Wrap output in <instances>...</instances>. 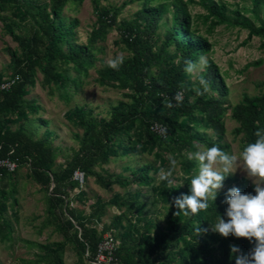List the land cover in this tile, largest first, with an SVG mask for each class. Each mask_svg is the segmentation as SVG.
<instances>
[{
	"label": "rangeland",
	"instance_id": "1",
	"mask_svg": "<svg viewBox=\"0 0 264 264\" xmlns=\"http://www.w3.org/2000/svg\"><path fill=\"white\" fill-rule=\"evenodd\" d=\"M34 1L50 11L52 0ZM174 1L103 0L99 4L93 0L68 2L61 12V18L71 30V46L90 51L92 59L80 65L70 64L60 68L62 72L68 69L72 81L64 91L58 90L52 83H46L42 71L45 63H37L28 73L32 83L28 86L25 99L34 101L38 111L35 114L26 113V117L18 118V122L14 121L16 115L11 113L7 116L6 125L11 129L24 127L35 139L50 141L58 148L52 168L63 170L66 161L79 150L80 140L85 133V129L73 118L76 110L84 109L98 120L109 121L114 110L128 112L141 106L143 97L114 87L112 82L103 78L102 71L108 66L107 61L117 55H123L124 61L131 57L121 33L129 22L137 20L144 10L164 3L170 5ZM180 1L191 17L192 31L211 45L210 53L203 56L204 60H212L218 66L227 89L226 95L222 97L225 135L221 140L218 141L208 127L195 128L192 122L187 125L195 128L198 134L205 135L210 143H220L225 152L235 155L238 160L233 169L235 171L243 164L240 157L245 138L243 134L235 133L239 123L233 119L232 112L244 95H258L261 83L264 82V40L260 37L248 39V30L239 27L235 19L238 13L250 19L255 26L260 25L253 14V0ZM105 9L110 11V15L117 11L116 20L102 36H94V32L103 28L100 19ZM257 11L264 20V9L260 7ZM3 18H10L24 26L16 30L17 37L9 32V21ZM110 20V16L105 19L106 26H109ZM139 22L142 31L146 24L143 19ZM171 24V16L164 15L150 38L153 51L160 53L161 57V66H154L150 72V78L156 80L169 70L178 69L181 49L176 45L165 46L166 32ZM30 28V16L20 13L13 0H0V81L26 70V52L22 40L30 37ZM68 51L69 47H65L64 52L68 54ZM204 70L205 64L199 61L187 71L183 81L191 83L193 92L202 88L200 81ZM19 75L20 80H23V75ZM213 94L219 97L218 93ZM194 100L195 97H191L190 102ZM121 146L120 151L126 149L125 156L111 158L107 164H98L93 168L98 175L108 178L106 187H101L94 176L84 174L83 185H76L74 178L65 177L61 183L62 197H59L62 203L52 200L54 184L48 187L39 184L33 178L29 164H21L12 179H0V264H54L58 245L64 246L63 251L58 253L62 264H90L86 256L80 257L84 244L83 228L90 238H102L111 233L119 246L127 241L134 248L135 256L147 254L150 249L149 239L155 234L168 231L169 203L163 198L167 181L160 179L161 171L171 169L173 186H183L184 181L198 174V163L188 159L189 153L207 149L211 145L206 141H194L193 151L187 150L186 146H163L146 130L141 120L134 119L123 133ZM171 160L176 161L174 167ZM144 167L150 168L147 175L151 180L149 184L121 187L113 183L117 178L131 179L134 173ZM77 171L83 172L81 169ZM233 187L239 188L242 193L253 192L255 195L252 180L237 169L224 180L215 202L226 204L225 195ZM115 201L120 204L115 205ZM127 202L136 203L137 209L131 210L130 205H122ZM99 208L101 210L98 212ZM207 224L208 231L199 236L201 239L210 238L213 232L210 224ZM75 235L78 242L75 241ZM223 238L230 245L233 243L231 234ZM197 241L198 238L180 239L163 255L152 257L150 264H180L181 260L188 259ZM214 246L215 255L222 257L219 243Z\"/></svg>",
	"mask_w": 264,
	"mask_h": 264
},
{
	"label": "trees",
	"instance_id": "2",
	"mask_svg": "<svg viewBox=\"0 0 264 264\" xmlns=\"http://www.w3.org/2000/svg\"><path fill=\"white\" fill-rule=\"evenodd\" d=\"M70 1L81 3L83 0H52L50 11L46 6H40L34 0H13V4L18 7L20 13L30 16L31 34L30 37H24L22 40L27 65L25 71L18 73L23 75L24 79L21 78L10 90L0 91L1 159L16 160L18 169L21 164H29L32 176L39 184L47 187L54 184L52 200L62 203L63 200L59 198L62 197L61 183L65 177L74 178V173L77 170L81 169L85 176H94L101 187L107 186L108 178L98 175L93 168L98 164H107L111 158L127 154L126 149L120 151V148H122L123 133L127 131L129 124L134 119L141 120L146 130L155 136L163 146H186L187 150L193 151L194 141H206L211 147L216 145L223 150L220 143L212 144L205 135H200L194 130L201 126L208 127L217 136L218 141L222 139L225 135V125L222 119L225 107L222 97L226 95L227 89L219 74L218 66L212 60L206 62L205 70L201 76L202 79L209 82L208 88L202 85L201 89L193 92L191 83L187 80L183 81L187 71L198 63L201 57L210 53L211 45L205 38L192 31L191 17L180 0H176L170 5L164 3L144 10L145 12L141 13L137 20L129 22L121 30L122 37L132 55L123 62L118 71L109 66L105 67L102 76L105 80L112 82L114 87L132 91L143 97L141 106L128 112L114 110L109 121L98 120L94 116L88 115L84 109L76 110L73 113V118L85 129V133L80 140L79 150L66 161L63 170L56 171L52 168L58 148H55L50 141L35 139L34 135L24 127L18 129L8 127L6 122L9 114L14 113L17 117L14 121H17L18 118L26 117L28 112L35 114L38 111L34 101L25 99L28 86L32 83V78L28 73L34 69L37 63H45L42 71L45 74L46 83H52L58 90L64 91L72 84V81L68 69L62 72L60 68L70 64L80 65L92 59L90 51L75 49L71 46L69 39L71 30L64 25V19L61 18L63 8ZM101 1L103 0H93L95 4H99ZM260 7L264 9V0H253V14L260 22L258 27L250 19L238 13L235 18L239 27L248 30V39L260 37L264 40V20L260 18L257 11ZM166 14L171 16L172 24L166 32L165 46L176 45L180 48V60L177 70H169L170 72L156 80L150 78V72L154 66L160 65L161 57L160 53L153 51L150 38L157 30L159 21ZM109 16L110 24L106 26L105 19ZM116 16L117 11L114 15H110V11L105 9L100 19L103 28L94 32V36H102L114 24ZM139 19H143L146 24L142 31L138 25ZM3 20L9 21L7 28L14 37H17L16 30H21L24 27L18 22L11 21L10 18H3ZM65 47H69L68 54L64 52ZM19 74L11 77L17 75L21 77ZM213 92L218 93L219 97H215ZM177 94L180 96L179 100L175 99ZM191 97H195L194 102H190ZM168 103L173 106L168 107ZM232 117L239 123L235 133L244 135V150L248 143L255 142L254 133L258 129H264V82L261 83V91L258 95H244L233 109ZM181 118L183 120L179 121ZM188 122H192L195 128L188 126ZM153 123H160L167 128L165 138L150 131V126ZM149 169V167H144L134 173L131 179L117 178L113 183L119 184L121 187L132 184H149L151 182L147 176ZM16 171L8 173L0 169V179H12ZM78 183V181L75 182L76 185ZM190 184L191 178H188L184 181L183 186L165 188L164 200L170 204L173 197H179L182 194L190 195ZM252 194L254 195L253 192ZM114 204L119 205L120 203L115 201ZM122 205H130L131 210L138 207L134 202ZM227 207L226 204L210 200L209 208L206 211H200L196 215L184 216L181 213L176 216L177 209L172 205L169 207L167 216L168 231L163 234H155L152 239H149L150 249L147 254L135 256L134 248L127 241H123L116 251V257L122 264H150L152 257L163 255L176 241L188 237L198 238L197 245L191 248L188 259L181 260L180 264H235L229 242H225V239L215 232H211L210 238L201 239L199 236L203 232L198 235L196 231L198 227L206 229L207 223L210 226L215 225L220 215L227 221L228 217L224 215ZM100 210L99 208L98 212ZM69 213L74 217L72 211ZM68 225L72 228L70 221H68ZM83 231L84 244L80 254L81 258L85 257L87 250L92 255L95 254L101 239L96 236L90 238L87 236L85 228ZM74 237L78 242L77 235ZM232 239L231 245L240 249V253L237 255L241 253L246 255L253 247V244H250L245 238L232 236ZM216 243H219L222 257L215 255L214 245ZM63 247V245L57 246L54 264H62L58 253L63 251Z\"/></svg>",
	"mask_w": 264,
	"mask_h": 264
},
{
	"label": "clouds",
	"instance_id": "3",
	"mask_svg": "<svg viewBox=\"0 0 264 264\" xmlns=\"http://www.w3.org/2000/svg\"><path fill=\"white\" fill-rule=\"evenodd\" d=\"M123 62V55H117L107 61V64L118 71ZM200 62L206 65L203 57L200 58ZM200 83L205 88L210 86L204 79H201ZM175 99H180L179 94ZM167 106L173 105L168 103ZM254 135L255 142L246 145L240 157L243 164L235 171L233 169L238 163L237 157L216 145L189 153L188 159L198 163V174L191 178V194L173 197L169 204V207L174 205L177 209L176 216L181 213L190 216L206 211L209 208V201L215 202L217 199L219 190L222 189L223 182L229 174H234L237 169L246 173L247 178L252 180L255 195L242 193L236 187L230 188L224 201L228 205L224 213L228 217L227 221L220 215L218 222L211 225V230L222 237L227 238L231 234L236 238H245L253 244L246 255L242 253L237 255L240 249L230 245L235 264H264V129H258ZM171 164L174 167L176 161L171 160ZM171 177V169L160 173V179L167 181L169 189L174 185ZM196 231L200 235L208 229L198 227Z\"/></svg>",
	"mask_w": 264,
	"mask_h": 264
},
{
	"label": "built area",
	"instance_id": "4",
	"mask_svg": "<svg viewBox=\"0 0 264 264\" xmlns=\"http://www.w3.org/2000/svg\"><path fill=\"white\" fill-rule=\"evenodd\" d=\"M19 81L20 77L18 75L2 80L0 82V91L10 90ZM150 131L164 138L167 135V128L160 123L151 124ZM0 169L8 173H13L18 169V162L9 158H0ZM74 179L83 185L84 173L76 171L74 173ZM118 247L119 245L114 236L111 233H107L100 239L96 253L92 255L87 250L85 256L88 258L90 264H122L116 257Z\"/></svg>",
	"mask_w": 264,
	"mask_h": 264
}]
</instances>
